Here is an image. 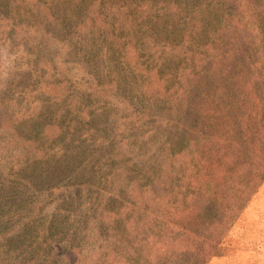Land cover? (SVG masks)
<instances>
[{
    "label": "trees",
    "instance_id": "obj_1",
    "mask_svg": "<svg viewBox=\"0 0 264 264\" xmlns=\"http://www.w3.org/2000/svg\"><path fill=\"white\" fill-rule=\"evenodd\" d=\"M88 1L87 5L70 1L74 6L70 13L81 18L79 23L67 21V36L81 42L83 35L87 42L91 35L105 44L106 52L84 55L91 63L85 75L93 81L80 94V102L104 103L107 95L99 89L111 86L145 102L143 84L153 71L159 72L156 68L170 48L163 69L173 66L181 71L182 81L186 70L195 76L194 88L183 85L179 94L190 115L176 117L178 132L168 140L163 163L153 169L155 174L142 190L145 197L135 194L130 200L129 207L138 209L130 231L118 233V250L111 252V261L99 254L104 259L96 264H208L264 182V0H246L255 19L247 17L249 12L239 11L238 16L233 8L237 0H155L150 11L146 5L141 10L136 4L130 6L121 20L109 16V6ZM204 5L216 7L204 10ZM150 12L154 20L146 17ZM158 17L169 19L163 27L177 34L155 46L164 54L150 60L146 41L159 35V25L154 26ZM101 33L106 40L94 37ZM74 34L80 35L74 38ZM96 58L103 65L92 61ZM187 63L190 70L185 68ZM70 128L58 130L75 135ZM23 136L24 155L19 156L16 173L4 179L6 184L13 189H46L57 199L62 196L63 204L74 192L70 186L75 187L55 179L68 168L63 150L51 149L52 133L44 127ZM38 198L33 206L39 212L45 201ZM54 223L51 215L31 222L32 231L47 233L43 247L48 251L49 242L57 246L61 234H67ZM57 251L68 260L64 256L69 251Z\"/></svg>",
    "mask_w": 264,
    "mask_h": 264
},
{
    "label": "rangeland",
    "instance_id": "obj_2",
    "mask_svg": "<svg viewBox=\"0 0 264 264\" xmlns=\"http://www.w3.org/2000/svg\"><path fill=\"white\" fill-rule=\"evenodd\" d=\"M70 1L89 4L88 0H0V264H96L104 259L99 254L111 261V252L118 250V233L130 231L132 217L138 215L135 205L129 207L130 200L135 194L145 197L142 190L155 174L153 169L163 163L168 140L178 132L176 117L190 115L179 94L183 85L194 88L195 76L186 70L182 81L181 71L173 66L163 69L171 48L164 54L155 46L175 39L177 33L163 27L169 19L159 17L154 22L159 35H151L146 46L150 60L164 56L156 68L159 72L153 71L143 84L145 102L130 91L121 94L115 86L99 89L107 95L104 103L80 102V94L93 81L85 75L91 63L84 55L106 52V46L91 35L87 42L80 34L83 42L67 36V21L79 23L81 18L70 13L74 7ZM92 1L109 6V16L120 20L130 6L136 4L141 10L146 5L150 11L156 4L155 0ZM242 2L233 4L238 16L241 11L254 18L250 2ZM207 6L204 10L216 7ZM151 13L146 17L154 20ZM92 61L103 65L97 58ZM185 68L190 70L188 63ZM64 126L75 129V135L58 130ZM38 127L52 133L51 149L64 152L68 168L65 175H56V181L75 183L64 205L62 196L57 199L46 189H13L4 180L16 173L19 156L24 155L20 137ZM35 198L45 201L39 212L33 206ZM44 215H51L54 224L67 233L61 234L57 246L49 242V251L43 247L47 233L31 229V222ZM53 246L55 251H51ZM58 247L69 251L64 256L68 260L60 251L57 254ZM238 248L256 253L258 264H264V182L208 264L229 258Z\"/></svg>",
    "mask_w": 264,
    "mask_h": 264
},
{
    "label": "crops",
    "instance_id": "obj_3",
    "mask_svg": "<svg viewBox=\"0 0 264 264\" xmlns=\"http://www.w3.org/2000/svg\"><path fill=\"white\" fill-rule=\"evenodd\" d=\"M239 253L242 254V257L239 256ZM249 253L239 252L238 248L233 255L229 256V258H225L217 263L212 262L211 264H258L259 257L256 253Z\"/></svg>",
    "mask_w": 264,
    "mask_h": 264
}]
</instances>
